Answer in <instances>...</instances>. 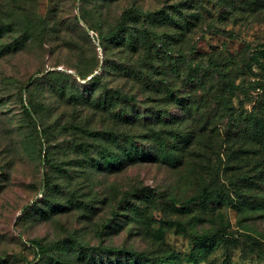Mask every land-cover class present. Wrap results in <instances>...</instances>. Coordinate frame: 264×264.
<instances>
[{
    "label": "rangeland",
    "instance_id": "1",
    "mask_svg": "<svg viewBox=\"0 0 264 264\" xmlns=\"http://www.w3.org/2000/svg\"><path fill=\"white\" fill-rule=\"evenodd\" d=\"M127 6L151 16L162 45L156 61L141 56L157 91L118 67L129 49L102 43ZM0 30V264H125L133 252L139 264H264V245L251 248L264 240V0H0ZM216 57L239 86L231 108L185 82ZM110 89L127 96L104 103ZM24 91L45 131V186ZM172 126L197 133L164 161L160 137L144 134ZM136 146L151 159L130 160ZM204 233L224 238L209 250Z\"/></svg>",
    "mask_w": 264,
    "mask_h": 264
},
{
    "label": "trees",
    "instance_id": "2",
    "mask_svg": "<svg viewBox=\"0 0 264 264\" xmlns=\"http://www.w3.org/2000/svg\"><path fill=\"white\" fill-rule=\"evenodd\" d=\"M82 1L87 2L89 0H82ZM102 1H103V5L105 6V8L109 9L110 6L113 5L117 0H102ZM168 16L169 18H172L169 14ZM150 18H151L150 15L145 16V13L142 12L138 8L128 7V6L122 8L117 18L115 19L116 21L115 25H113V27L110 28L106 32L104 38L102 39V43L105 41L112 42L118 45L119 47L129 49V51H131V53L133 54L132 58L134 60L129 61L128 64L120 65L118 67L121 70H123L124 74L127 77H129L131 81L133 82L141 81L145 85L156 87L157 88L156 91H157L158 87L156 83L158 82V80L156 79L155 76L151 74V69L149 67L144 68V65L141 62V59H142L141 56L144 54V51L147 49L149 50V52L147 51L145 53V57L151 62L156 61L157 54L162 52L161 51L162 45L156 43L157 41L155 38L150 39V36L147 33L148 31L146 30V25L150 21ZM82 21H84V23L86 22L83 19ZM107 25H110L108 18L99 21L98 29L101 30ZM1 33L2 31L0 30V35ZM152 36L157 37V35H152ZM157 45L160 46V48H158ZM163 48L164 49L166 48L165 43L163 45ZM105 57H107V50L105 51ZM170 61L171 59L166 60V62H170ZM218 61H219L218 57H216V59L210 58L209 65L207 66H191L190 64L189 67H187L186 72L183 71L184 77L186 78L185 82L189 81V83L194 85V88H192V91H195L198 89L199 90L206 89V93L213 96L214 99H216L218 103L223 104L224 108L226 107L225 100H227L229 108H231L230 99L233 95H235L236 93L235 91L239 89V86L234 83L228 84L226 82L227 75L225 73L223 66H221V64ZM109 63L110 61L107 60V58H105L103 68H105V66H107ZM183 63H186V60H184ZM132 65H134V67H132ZM87 66L89 68H87V71L85 73H83L80 70L74 69L75 75L79 79H85L86 76L92 74L93 72L92 66H90V64H87ZM178 71L181 72V70H178ZM157 73L158 71L155 70L156 75ZM42 75H45V73L40 72V71H36L32 73L29 76L27 83L31 84V83L36 82L39 79V77H41ZM100 80H102V77L100 74L99 75L93 74L90 77V81L92 83H98ZM225 89L231 92V94H229L230 98L229 96H226ZM23 90L25 89L23 88ZM70 91H72L71 92L72 94L74 93L73 88H71ZM166 91L168 95L173 94L174 98L177 95L176 93L174 94L173 91L169 88L166 89ZM61 93H63V89L61 90ZM126 96H127L126 94L123 96V94L118 89H110L109 91L105 92L104 97H103V102L112 104L114 102L113 101L114 99L115 101L121 100L122 98L124 99V97ZM184 99L187 101L186 102L188 104L187 110H189V104L192 102L193 97H186ZM129 101L132 102V99L130 98ZM20 102L22 104L24 115L27 117L29 124L32 126L34 132L37 134L39 141H40L39 161H40V166H41V180H42V185L45 186V183L47 180V172L44 167L45 161H47V154H45L44 138H43L45 135V131L43 130L41 126V122H40V119L37 113V107L33 101L27 98V96L25 95V91L24 93L22 92L20 95ZM127 102L128 101L125 100V103ZM156 120L158 121L159 118ZM149 130H150V134L147 135L145 133L144 136L147 137L146 139L147 141H149V139L154 136L160 137L159 145L161 144L160 148L163 147L160 151V156L163 155L164 161H166L167 159V156L164 150L166 148L168 149L169 145L174 147L175 150L180 151L192 144L194 137H195V133H197L196 131H192L194 133L189 134L186 131L187 129L184 130L182 127V130L181 129L178 130L176 129L175 126H172L170 130L166 129L162 131L161 129H155V128H151ZM256 137H260V135ZM133 142L134 141H132V143ZM138 149L139 147L136 146L128 150V155L130 157V160H134L135 158L136 159H151L150 154H139ZM133 154L135 155L134 158L133 156H131ZM144 157H147V158H144ZM181 160H182V156L180 154L174 155V158H173L174 162L172 163V165H175V164L178 165L181 162ZM108 165L110 166L111 163L108 162ZM195 201L196 200L193 197L187 200L189 204H192ZM223 238L224 237L220 234L204 233V234H201L200 236H197L196 239L204 247L211 250L214 248L215 245H217L216 243H218L219 241H223ZM259 240L260 241L252 240L253 241V245L251 247L252 249L254 247L262 248V245H264L263 244L264 240L262 239H259ZM32 243L37 247V249L38 248L41 249L38 242H32ZM127 253L129 252L125 251V255ZM141 257L142 258L144 257L143 253L133 252L131 254L129 253V257L124 256L122 261H124L125 264H136V263L139 264L141 263V260H140ZM226 260H227V257L224 259V261L221 264H226L227 262ZM26 264H31V262H28Z\"/></svg>",
    "mask_w": 264,
    "mask_h": 264
}]
</instances>
